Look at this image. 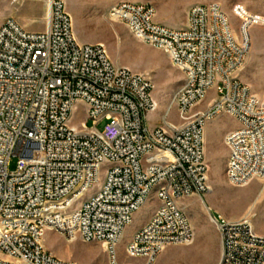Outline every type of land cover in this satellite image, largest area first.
Returning a JSON list of instances; mask_svg holds the SVG:
<instances>
[{
	"label": "built area",
	"instance_id": "obj_1",
	"mask_svg": "<svg viewBox=\"0 0 264 264\" xmlns=\"http://www.w3.org/2000/svg\"><path fill=\"white\" fill-rule=\"evenodd\" d=\"M28 1L48 9L42 31L13 19L0 26V264H78L46 250L47 233L98 243L116 264L126 229L152 204L126 255L151 264L165 248L189 244L179 204L208 190L203 127L223 115L238 124L224 139L227 181L243 187L264 177V102L239 80L254 16L237 15L236 32L219 4L194 5L172 29L144 3L109 9V20L182 72L160 125L150 127L152 80L113 63L101 44H79L65 0ZM211 91L216 98L198 111ZM216 226L218 264H264V237L247 221Z\"/></svg>",
	"mask_w": 264,
	"mask_h": 264
},
{
	"label": "rangeland",
	"instance_id": "obj_2",
	"mask_svg": "<svg viewBox=\"0 0 264 264\" xmlns=\"http://www.w3.org/2000/svg\"><path fill=\"white\" fill-rule=\"evenodd\" d=\"M121 2L144 3L154 7L155 22L172 29L184 27L188 11L194 5L219 4L236 32L240 25L237 15L242 19L254 16L247 24L248 27L253 24L249 33L247 31L243 35L249 43V51L239 71V80L264 102V0H65V9L79 44H101L113 63L152 80V96L157 107L150 114V127L160 125L159 118L180 88L183 75L172 66L166 53L145 45L125 25L108 19L109 9ZM47 14L48 9L43 3L0 0V26L6 19H13L27 31L40 32L45 28ZM215 98V92L211 91L197 110L204 111ZM170 116L173 121L177 119L174 105ZM102 126L103 123L98 128ZM237 127V122L226 115L204 127L208 190L202 197L191 196L179 204L192 229V241L165 248L151 264H218L222 237L203 207L209 209L206 208L212 219L247 221L257 235L264 237V177L254 179L243 187L230 185L226 177L228 149L224 139ZM15 165L16 160L12 159L9 169L13 171ZM153 207V204L147 205L126 229L124 239L117 247L116 264H145L143 259L127 256L124 249L131 236L150 218ZM43 245L58 259L78 264H113L105 248L98 243H84L80 239L69 241L59 234L47 233Z\"/></svg>",
	"mask_w": 264,
	"mask_h": 264
},
{
	"label": "bare ground",
	"instance_id": "obj_3",
	"mask_svg": "<svg viewBox=\"0 0 264 264\" xmlns=\"http://www.w3.org/2000/svg\"><path fill=\"white\" fill-rule=\"evenodd\" d=\"M117 65V64H116ZM118 66H121V65H118ZM203 131H204V127H203ZM203 205H204V203H203ZM205 206V205H204ZM206 207V206H205ZM207 208V207H206ZM206 208H204L203 207V210H204V212L209 216V219H210V221H212V223H214L215 225H217V220L215 219V217L212 219V218H210V215H209V213H208V211H207V209ZM209 210V209H208ZM74 240V239H73ZM72 241V240H71Z\"/></svg>",
	"mask_w": 264,
	"mask_h": 264
},
{
	"label": "crops",
	"instance_id": "obj_4",
	"mask_svg": "<svg viewBox=\"0 0 264 264\" xmlns=\"http://www.w3.org/2000/svg\"><path fill=\"white\" fill-rule=\"evenodd\" d=\"M118 65V64H117ZM205 129V128H204ZM203 136H204V131H203ZM212 222V221H211ZM59 254H62L64 256V253L60 252Z\"/></svg>",
	"mask_w": 264,
	"mask_h": 264
}]
</instances>
